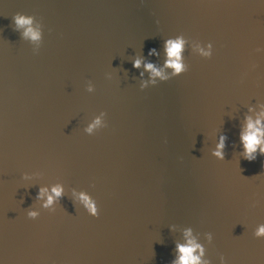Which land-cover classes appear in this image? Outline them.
Here are the masks:
<instances>
[{
	"label": "water",
	"instance_id": "95a60500",
	"mask_svg": "<svg viewBox=\"0 0 264 264\" xmlns=\"http://www.w3.org/2000/svg\"><path fill=\"white\" fill-rule=\"evenodd\" d=\"M17 12L42 40L22 36ZM180 33L188 71L141 88L132 60L163 64V40ZM195 40L213 43L211 58ZM260 105V0H0V262L170 264L191 228L209 264H264L252 235L264 223V156L245 160L238 138ZM101 113L107 127L88 135ZM221 133L224 160L212 155ZM57 182L49 211L36 193ZM81 191L97 217L75 202Z\"/></svg>",
	"mask_w": 264,
	"mask_h": 264
},
{
	"label": "clouds",
	"instance_id": "9594fccd",
	"mask_svg": "<svg viewBox=\"0 0 264 264\" xmlns=\"http://www.w3.org/2000/svg\"><path fill=\"white\" fill-rule=\"evenodd\" d=\"M264 3V0H260ZM13 21L17 29H22V36L33 42L42 40L43 33L39 24H34L33 16L23 12H17L13 16ZM188 46V37L183 33L168 36L163 40L162 55L163 64H157L154 61L145 59L142 56H137L132 60V66L136 69L143 67L144 71L140 72L141 88L147 87L149 84L156 85L158 81H167L173 77L179 76L188 71L189 65L185 60V50ZM193 50L202 58H211L213 55V43L211 41L201 43L200 40H195L192 44ZM262 49L257 47L255 51L260 52ZM148 56H160L161 52L157 51L155 47L150 48ZM251 67L254 69L255 64ZM170 70V71H169ZM144 72H148L149 77L144 80ZM92 85H89V91H92ZM247 114L244 116V123L241 125L238 132L239 143L241 145L242 157L251 162L256 160L257 156H264V105L259 106V111H256L252 106H249ZM94 118L85 128L88 135H92L101 128L107 127L102 124V117ZM227 137L221 133L217 138L216 147L212 150V155L219 160H224V148L226 147ZM27 178V174H25ZM91 187V186H90ZM64 185L62 183H53L50 185L39 186L36 198L42 201V207L55 211L56 202L63 196ZM75 202L78 203L81 209L90 216L97 217L99 215V208L94 197L81 191L78 194L74 193ZM256 201L252 202L255 206ZM29 218L35 219L40 215V212L32 207L26 212ZM252 235L256 238H264V223H258L252 231ZM206 239L209 243L213 240V233L206 232ZM183 241L174 242V256L170 264H209L204 259L205 248L202 243L193 234L191 228L184 229ZM2 264V262H0ZM219 264H227L223 254L219 256Z\"/></svg>",
	"mask_w": 264,
	"mask_h": 264
}]
</instances>
